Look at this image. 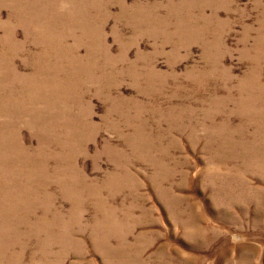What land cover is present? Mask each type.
Instances as JSON below:
<instances>
[{
  "label": "rangeland",
  "instance_id": "rangeland-1",
  "mask_svg": "<svg viewBox=\"0 0 264 264\" xmlns=\"http://www.w3.org/2000/svg\"><path fill=\"white\" fill-rule=\"evenodd\" d=\"M0 264H264V0H0Z\"/></svg>",
  "mask_w": 264,
  "mask_h": 264
},
{
  "label": "bare ground",
  "instance_id": "bare-ground-1",
  "mask_svg": "<svg viewBox=\"0 0 264 264\" xmlns=\"http://www.w3.org/2000/svg\"><path fill=\"white\" fill-rule=\"evenodd\" d=\"M5 138V137H4ZM9 138V137H8ZM5 140V139H4Z\"/></svg>",
  "mask_w": 264,
  "mask_h": 264
}]
</instances>
